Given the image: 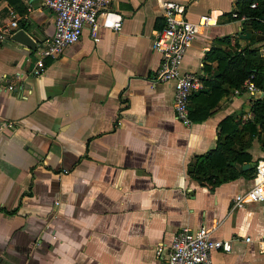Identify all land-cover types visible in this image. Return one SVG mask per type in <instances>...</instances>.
Instances as JSON below:
<instances>
[{"label": "crops", "instance_id": "0c3cea01", "mask_svg": "<svg viewBox=\"0 0 264 264\" xmlns=\"http://www.w3.org/2000/svg\"><path fill=\"white\" fill-rule=\"evenodd\" d=\"M179 1L188 18L212 19L197 25L181 70L213 75L203 53L223 34L264 61L262 28L230 15L238 0ZM13 17L35 45L0 37V264H160L174 233L200 224L230 238L229 249L210 251L212 260L264 264V199L232 203L250 175L210 185L187 170L194 154L216 144L222 117L238 126L252 118L251 100L263 90L228 87L204 118L177 119L172 81L152 78L162 0H109L94 35L84 24L75 41L42 57L38 72L53 11L40 0H0V27ZM245 150L248 167L264 156L257 134Z\"/></svg>", "mask_w": 264, "mask_h": 264}, {"label": "built area", "instance_id": "2783aa9c", "mask_svg": "<svg viewBox=\"0 0 264 264\" xmlns=\"http://www.w3.org/2000/svg\"><path fill=\"white\" fill-rule=\"evenodd\" d=\"M41 4L53 11V30L41 47V57L35 60L34 71L42 70L43 56H54L66 45L75 41L81 33L84 24L90 25L94 35V24L99 13L103 12L109 0H40ZM249 7L261 5L262 30L264 31V0H250ZM163 23L152 35L151 43L160 52V62L152 74L154 80H171L173 84V111L177 119L188 124V107L191 92L202 87L199 76L189 70H181L179 65L188 43L197 33V25H207L212 22L210 12L199 13L196 20L190 19L185 13V4L179 0H162ZM232 17L246 19V12L237 9L230 10ZM119 21L113 20L111 25L117 27ZM17 28L15 17L4 22L0 29L10 34ZM95 38V36H94ZM242 88L249 94L258 89L250 76L244 79ZM234 88V91H238ZM250 185L243 192L232 197L234 206L248 200L264 199V156L255 159ZM247 238V236H246ZM230 238L214 237L204 224L190 229L182 227L177 230L165 252L160 255V264H223L211 259L212 249H229ZM158 252L161 247H157Z\"/></svg>", "mask_w": 264, "mask_h": 264}, {"label": "trees", "instance_id": "16d2710c", "mask_svg": "<svg viewBox=\"0 0 264 264\" xmlns=\"http://www.w3.org/2000/svg\"><path fill=\"white\" fill-rule=\"evenodd\" d=\"M249 1L238 0V11L246 12L249 15L247 21L256 23L260 29L263 8L261 5L249 7ZM216 41L220 44L209 46L204 50L202 58L203 70H208L210 62L213 61L216 72L210 76L198 74L202 87L190 94L189 118L191 120L204 118L222 92L228 87L242 89V83L248 76L257 88L263 90V94L251 100L252 118L243 121L239 126L231 114L222 117L219 121L216 144L194 154L192 160L187 163V170L195 178L210 185L234 178L240 173L251 176L253 166L242 169L236 167L235 163L250 159L245 145L250 142L252 134H257L264 144V131L261 134L256 125V123L264 125V61L255 49L241 46L234 35L223 34Z\"/></svg>", "mask_w": 264, "mask_h": 264}, {"label": "water", "instance_id": "95a60500", "mask_svg": "<svg viewBox=\"0 0 264 264\" xmlns=\"http://www.w3.org/2000/svg\"><path fill=\"white\" fill-rule=\"evenodd\" d=\"M11 37L30 47H33L35 45L34 39L29 35V33L23 27H18L14 31H12ZM241 167L242 168L248 167V162L242 163Z\"/></svg>", "mask_w": 264, "mask_h": 264}]
</instances>
